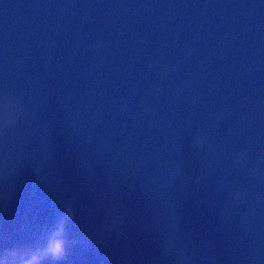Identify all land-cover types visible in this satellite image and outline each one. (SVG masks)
<instances>
[{
    "label": "water",
    "instance_id": "water-1",
    "mask_svg": "<svg viewBox=\"0 0 264 264\" xmlns=\"http://www.w3.org/2000/svg\"><path fill=\"white\" fill-rule=\"evenodd\" d=\"M264 264V0H0V264Z\"/></svg>",
    "mask_w": 264,
    "mask_h": 264
},
{
    "label": "clouds",
    "instance_id": "clouds-1",
    "mask_svg": "<svg viewBox=\"0 0 264 264\" xmlns=\"http://www.w3.org/2000/svg\"><path fill=\"white\" fill-rule=\"evenodd\" d=\"M58 214L45 228V236L42 246L48 249V254L41 260V264H63L68 250L67 226L61 225L65 233L64 238L57 236Z\"/></svg>",
    "mask_w": 264,
    "mask_h": 264
}]
</instances>
